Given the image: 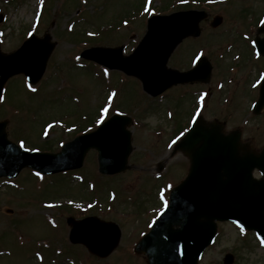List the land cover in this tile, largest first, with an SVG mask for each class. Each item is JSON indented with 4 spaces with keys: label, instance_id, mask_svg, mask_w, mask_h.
Wrapping results in <instances>:
<instances>
[{
    "label": "rangeland",
    "instance_id": "374dc122",
    "mask_svg": "<svg viewBox=\"0 0 264 264\" xmlns=\"http://www.w3.org/2000/svg\"><path fill=\"white\" fill-rule=\"evenodd\" d=\"M166 1L164 13L180 9L178 0ZM190 2L191 8L208 11V18L201 22V34L184 39L167 65L186 70L194 53L191 64L198 56L205 55L212 65L210 81L176 85L153 98L143 93L137 80L123 78L115 73L117 71L103 68L113 72L103 81L104 76L97 73L98 67L86 62L90 65L82 68L86 63H79L82 59L77 55L91 45L116 47L121 44L124 54H129L145 33L146 17L151 14L148 11L145 18L140 14L120 26L117 32L103 31L99 37L94 34L101 25L128 15L135 6H142L141 13H145L149 5L159 7L164 0H87L86 7L81 5L79 9L71 8L68 0H0V48L3 51L15 50L30 31L37 36L48 32L56 42L42 77L36 85H29L32 88L39 85L36 93H27L19 77L7 82V98L0 106V120H5L4 111L9 106L20 110V117L7 118L5 129L9 139L14 141L13 137L24 136L29 142L37 143L40 142L37 134L47 121L86 122L81 115H95L109 92L104 87L113 90L114 102L134 119L130 127L128 169L119 174L98 176L96 152L90 151L82 168L73 176L39 175L24 168L15 179L0 178V264H69L72 255L80 259L76 264H145L144 257L133 254L129 247L132 248L164 203L163 198L158 200L164 187L169 184L168 189L186 173L188 160L181 152L171 155L168 148L174 122L187 121L192 100L199 103L195 114L201 113L208 120H225L227 129L241 127L242 138L253 140L256 147L264 143V111L257 116L250 113V106L257 97L258 73L264 70V58L256 55L251 41L256 29L254 21L264 13V0H211L210 5L204 0L199 1L200 5ZM79 13L84 14V18H80ZM214 15L223 17L216 28L209 25ZM70 21H75L76 30L71 35L65 30ZM246 23L251 26L248 28ZM95 40L100 43H94ZM196 91H200L197 96ZM182 113L184 115L180 116ZM26 126L32 130L28 131ZM61 137L64 141L71 139V130L65 132L58 124L43 130V138L51 141V144L47 142L51 147L55 145L52 142ZM81 175L93 186L95 180L99 182L103 187L99 194L108 196L109 192H117L118 197L111 199V204L104 199L99 201V210L91 214L86 186L78 183ZM156 177L159 180H155ZM70 200L77 208L66 210L70 216L80 219L85 214H94L120 226V242L106 258L90 257L82 245H68V226L64 222L68 215L58 212L57 205ZM217 231L198 264H224L227 253L233 255L231 264H264V242L257 240L253 232L246 233L231 222H219ZM47 238L51 243H45ZM54 246L61 253L51 258L55 254ZM64 251L70 255H64Z\"/></svg>",
    "mask_w": 264,
    "mask_h": 264
},
{
    "label": "water",
    "instance_id": "95a60500",
    "mask_svg": "<svg viewBox=\"0 0 264 264\" xmlns=\"http://www.w3.org/2000/svg\"><path fill=\"white\" fill-rule=\"evenodd\" d=\"M204 11H178L155 15L148 19L147 32L128 56L122 47H92L81 56L109 68H116L137 77L143 89L155 96L176 83L206 82L211 65L206 57L184 72L166 67L173 49L186 36L200 33L199 21ZM221 22L215 17L212 26ZM264 33V26L259 29ZM50 35L32 36L10 54L0 52V94L8 77L24 73L30 82L41 77L46 60L54 47ZM256 46L264 55V37H256ZM264 109V78L253 112ZM127 116L114 115L93 132L77 136L65 143L58 153H28L6 139L5 122H0V175L14 176L24 166L42 173H54L82 165L90 148L98 151L99 170L115 173L126 168L131 150ZM223 122L205 121L198 117L176 144L189 159L185 178L171 188L167 207L150 230L135 244L134 251L145 256L146 264H197L204 248L211 243L217 221L231 220L243 229L255 230L264 240V145L254 149L242 142L240 131L224 132ZM262 177H253L254 169ZM69 240L84 244L91 253L104 257L118 244L120 229L114 222L95 217L81 220L68 218ZM226 254L224 262L232 263Z\"/></svg>",
    "mask_w": 264,
    "mask_h": 264
},
{
    "label": "trees",
    "instance_id": "16d2710c",
    "mask_svg": "<svg viewBox=\"0 0 264 264\" xmlns=\"http://www.w3.org/2000/svg\"><path fill=\"white\" fill-rule=\"evenodd\" d=\"M180 7H182V6H180ZM45 146V148L44 149H50L51 147V145L49 146L47 143H45V144H43V145H39V148L40 147H44ZM38 148V147H37Z\"/></svg>",
    "mask_w": 264,
    "mask_h": 264
},
{
    "label": "snow or ice",
    "instance_id": "6c2138e0",
    "mask_svg": "<svg viewBox=\"0 0 264 264\" xmlns=\"http://www.w3.org/2000/svg\"><path fill=\"white\" fill-rule=\"evenodd\" d=\"M146 11H147V9H146ZM113 95H114V94H113ZM109 99H111V97H109ZM104 111L106 112V111H107V109H104ZM20 147H21V148H24V144H23V143H21ZM25 150H27V149H25Z\"/></svg>",
    "mask_w": 264,
    "mask_h": 264
},
{
    "label": "bare ground",
    "instance_id": "6f19581e",
    "mask_svg": "<svg viewBox=\"0 0 264 264\" xmlns=\"http://www.w3.org/2000/svg\"><path fill=\"white\" fill-rule=\"evenodd\" d=\"M114 99V98H113ZM201 113L198 115V117H200Z\"/></svg>",
    "mask_w": 264,
    "mask_h": 264
}]
</instances>
